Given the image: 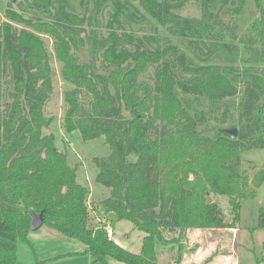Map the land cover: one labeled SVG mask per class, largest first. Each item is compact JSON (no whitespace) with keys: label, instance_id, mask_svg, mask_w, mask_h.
I'll use <instances>...</instances> for the list:
<instances>
[{"label":"trees","instance_id":"trees-1","mask_svg":"<svg viewBox=\"0 0 264 264\" xmlns=\"http://www.w3.org/2000/svg\"><path fill=\"white\" fill-rule=\"evenodd\" d=\"M134 1L81 0L86 11L81 15L72 11L69 0H31L30 5L24 0L29 16L6 10L9 21L0 24V100L7 65L13 87L11 102L4 108L0 103V264H17L19 242L34 249L28 237L31 212L42 213L43 223L84 243L83 253L102 264H110L109 258L159 264L165 247L176 251L170 264H182L189 229L236 227L246 196L240 189L246 183L240 152L264 149V1L255 0L259 11L245 36L224 16L237 14L246 0H196L199 16L180 13L188 0ZM104 16L106 23L100 26L106 34L96 29L86 33L85 26L98 27ZM11 21L53 37L62 76L74 86L66 92L65 129L78 130L84 141L102 136L108 144L109 155L93 158L96 181L109 188L101 206L143 232L139 253L107 238L101 227L88 225L87 188L77 181L76 168L66 163L54 136L42 134L52 121L43 114L52 92L45 47ZM145 21L186 39L202 63L173 44L160 48L150 36L126 32V26ZM72 46L83 47L87 60L80 61ZM218 52L227 65L207 62ZM151 65L152 83L139 78ZM240 83L237 135L219 129L211 136L200 134L202 115L183 105L179 91L221 101L237 95ZM80 93L90 95L86 105L79 101ZM263 180L264 168L253 176L254 187ZM209 194L229 197L231 221L224 220L216 202L207 203ZM257 225L264 228V206Z\"/></svg>","mask_w":264,"mask_h":264},{"label":"rangeland","instance_id":"rangeland-1","mask_svg":"<svg viewBox=\"0 0 264 264\" xmlns=\"http://www.w3.org/2000/svg\"><path fill=\"white\" fill-rule=\"evenodd\" d=\"M30 5L31 0H25ZM72 11L81 15L84 13V6L81 0H69ZM264 1V0H263ZM24 0H0V24L9 21L6 17V10L10 7L18 12L23 10ZM137 3V0L134 1ZM228 9L233 10L234 6L228 4ZM258 7L255 0H246L245 5L237 14L229 13L224 16L226 21H233L238 25V34L247 35L250 23L258 14ZM86 12V11H85ZM180 13L188 16H199V8L196 0H188L181 8ZM88 14V13H86ZM106 15V14H105ZM106 16L100 20L97 26H85L86 33L91 29H96L101 34H106L104 27L100 26L106 23ZM99 18V17H98ZM101 19V17H100ZM16 28H25L35 34L43 43L51 69L52 92L43 107V114L52 118L47 127L42 128V134L54 136V144L58 150L66 154V163L76 168V179L84 185L87 190L86 204L88 208L89 226L95 228L96 225L105 230L106 226L113 229L114 236L112 240L128 249L131 252L139 253L141 250L143 232L133 226L129 220L117 219L113 213H106L101 201L109 195V188L101 185L96 181L97 167L93 158L106 157L110 153L108 144L102 136L84 141L78 130L67 132L65 129L64 119L69 110V102L66 99V92L73 89V84L64 80L62 76V63L56 57L54 49V39L48 33L37 31L33 28L24 26L21 23L11 21ZM97 25V23H96ZM126 32L132 36H150L158 41L160 48L167 43L177 46L178 52H184L189 59L197 63H202L199 58H195L193 50L186 39L170 36L164 29L159 28L151 21L145 23H134L126 26ZM153 48L156 43L151 39ZM149 41H146L149 43ZM150 44V43H149ZM131 48L130 43L125 44ZM71 52L75 54L80 61L87 60V53L83 47L74 49ZM175 63V58H173ZM208 63L227 65L225 55L218 52L212 56ZM239 65V64H238ZM241 68L242 66L239 65ZM154 65L140 74L139 78L152 83ZM180 76L179 68L174 69ZM13 87L12 72L9 65L6 66L1 80L2 97L0 100L1 108L11 102V91ZM242 84H239V92L235 96L227 97L221 101H212L205 97L193 94H185L179 91L178 95L183 105L191 112H197L202 115V121L198 123L200 134L211 136L215 130L231 128L236 126L238 107L242 98ZM79 101L86 105L90 95L80 93ZM241 171L246 176V183L240 188L246 196L241 200L239 211V221L236 223L235 230L232 228H193L186 232L183 245L184 252L182 264H264V228L258 227V210L264 206V180L257 188L252 182L253 176L264 168V149H248L240 152ZM192 178V175H190ZM255 196L251 198V193ZM211 202H216L223 218L226 222L232 220V209L229 197L226 195L209 194ZM207 196V197H208ZM215 229V230H214ZM171 235V234H170ZM168 235V236H170ZM209 238L210 241L204 240V248L198 249V243H202V237ZM28 237L32 242L34 249L27 243L19 242L17 245V264H102L94 261L93 257L83 253L86 245L77 239L68 237L47 224L36 229H30ZM172 253L168 247L162 249L159 255V264H170ZM60 257L49 260L45 263H37L36 259L44 260L50 257ZM260 260V261H259ZM110 264H124L114 259H108ZM184 262V263H183Z\"/></svg>","mask_w":264,"mask_h":264},{"label":"water","instance_id":"water-1","mask_svg":"<svg viewBox=\"0 0 264 264\" xmlns=\"http://www.w3.org/2000/svg\"><path fill=\"white\" fill-rule=\"evenodd\" d=\"M12 1H15V0H12ZM220 131L225 132V133H227V134H229L231 136H236L237 135V128L236 127L223 128ZM210 202H211V197L208 196L207 197V203H210ZM31 217H32L31 229L32 230H36L43 223V215H42V213L37 214V213L31 212Z\"/></svg>","mask_w":264,"mask_h":264},{"label":"built area","instance_id":"built-area-1","mask_svg":"<svg viewBox=\"0 0 264 264\" xmlns=\"http://www.w3.org/2000/svg\"><path fill=\"white\" fill-rule=\"evenodd\" d=\"M104 231H105L106 237L109 239H112L114 235L113 229L110 226H106Z\"/></svg>","mask_w":264,"mask_h":264},{"label":"crops","instance_id":"crops-1","mask_svg":"<svg viewBox=\"0 0 264 264\" xmlns=\"http://www.w3.org/2000/svg\"><path fill=\"white\" fill-rule=\"evenodd\" d=\"M232 229H233V231L235 230V228H232ZM214 230H215V229H214ZM188 231H190V229H189ZM113 236H114V235H113ZM202 238H203L202 243H198V244H197V245H198V246H197L198 249H201V250L204 248V240H205V241H210L209 238H207V237H205V236L202 237ZM54 257H55V256H54ZM50 258H51V257H50ZM260 259L262 260V259H264V257H262V258H260ZM259 261H260V260H259ZM183 263H184V262H183Z\"/></svg>","mask_w":264,"mask_h":264}]
</instances>
